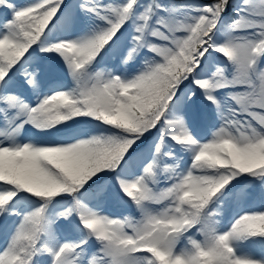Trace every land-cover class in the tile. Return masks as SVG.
<instances>
[{
  "label": "snow or ice",
  "instance_id": "1",
  "mask_svg": "<svg viewBox=\"0 0 264 264\" xmlns=\"http://www.w3.org/2000/svg\"><path fill=\"white\" fill-rule=\"evenodd\" d=\"M0 264H264V0H0Z\"/></svg>",
  "mask_w": 264,
  "mask_h": 264
}]
</instances>
